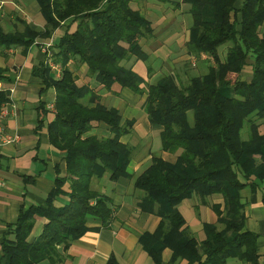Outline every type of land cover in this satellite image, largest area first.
I'll list each match as a JSON object with an SVG mask.
<instances>
[{
  "label": "trees",
  "instance_id": "obj_1",
  "mask_svg": "<svg viewBox=\"0 0 264 264\" xmlns=\"http://www.w3.org/2000/svg\"><path fill=\"white\" fill-rule=\"evenodd\" d=\"M36 1L43 27L33 30L19 21L20 28L4 32L0 25V54L19 49L25 55L36 38H49L62 23L70 24L52 54L60 77L44 63L31 70L45 88L54 89L47 137L63 152L65 171L55 172L42 204L21 206L7 225L3 264L62 263L69 245L88 229V218L103 226L111 219L110 199L92 188L93 180L132 179L133 148L120 140L132 122L120 124L119 112L101 104L96 90L78 86L70 60L84 64L85 75L106 91L114 92L115 86L144 93L143 110L158 132L160 149L175 153L173 162L152 156L132 180L142 194L140 211L159 217L153 232L138 236L154 264H162L164 249L170 251L167 264H226L231 258L259 264L258 235L246 229L242 191L258 195L264 211V0H242L240 6L237 0H181L191 16L186 52L212 62L204 73L188 75L186 83L175 71L151 64L141 42L153 37L154 27L137 0ZM227 42L222 56L218 48ZM131 57L145 64L149 82L121 65ZM5 71L0 68V79ZM7 101L8 92L0 90V108ZM99 123L108 126L110 136L89 134ZM193 195L216 214L215 223H202L198 240L187 232L178 209ZM215 197L222 203H212ZM37 218L44 223L37 239L30 240ZM105 264L118 262L110 255Z\"/></svg>",
  "mask_w": 264,
  "mask_h": 264
},
{
  "label": "crops",
  "instance_id": "obj_2",
  "mask_svg": "<svg viewBox=\"0 0 264 264\" xmlns=\"http://www.w3.org/2000/svg\"><path fill=\"white\" fill-rule=\"evenodd\" d=\"M241 2L237 0L236 5L240 6ZM138 5L154 27L153 37L141 42L142 48L150 56L151 64L156 65L155 68L164 66L168 71L182 63L192 66V56L185 49L191 26L189 6L181 0H144ZM19 21L25 22L33 30L43 27L44 20L37 1L0 0V25L3 31L20 28ZM67 24L62 23L49 38H36L25 55L19 49H6L0 54V68L6 69L2 75L7 80L0 79V90L8 92V101L0 108V264H3L1 242L7 225L14 223L21 206L42 204L53 186L55 172L58 170L63 174L65 171L63 152L51 146L47 137L46 127L54 116L47 105L54 103V89L45 88L31 70L39 63L47 65L49 55L53 59L54 46L70 25ZM205 59L195 58V65L201 64V73L205 72L206 64H212L211 60ZM121 65L130 68L145 82L150 81L142 61L131 57L123 60ZM67 66L74 72L78 86L87 84L96 90L101 104L119 112L120 124L132 122L130 131L120 137L122 142L133 148L128 166L132 179L110 181L104 176L100 180H93L91 186L110 199L111 219L103 226L98 219L88 218V229L69 245L65 260L59 264H105L110 255L118 264H154L140 245L138 236L143 232H153L159 217L140 211L138 203L142 194L133 189L132 180L152 156H157L155 153L168 162L175 160V153L160 149L158 132L151 128L143 110L144 93L137 94L126 87L117 89L115 86L112 87L114 92L106 91L99 86L95 77L85 75L84 64L77 65L70 60ZM164 67L162 70H165ZM89 134L101 138L110 136L104 123L92 127ZM6 137L16 139L8 142ZM23 177H29L30 181L24 182ZM242 195L245 198V226L248 231L258 235L256 246L262 254L259 264H264L263 207L258 195L250 196L247 190H243ZM212 203H222V200L215 197ZM178 209L185 220L187 232L197 240L202 237L203 222H216V214L209 203L200 204L194 195L183 199ZM43 223L42 219L35 220L30 240L37 239ZM169 256L170 251L164 249L162 264H167ZM226 264L252 263L231 258Z\"/></svg>",
  "mask_w": 264,
  "mask_h": 264
},
{
  "label": "rangeland",
  "instance_id": "obj_3",
  "mask_svg": "<svg viewBox=\"0 0 264 264\" xmlns=\"http://www.w3.org/2000/svg\"><path fill=\"white\" fill-rule=\"evenodd\" d=\"M144 0H137V5L139 4V3H141V2H143ZM65 22H67V21H65ZM64 22V23H65ZM262 29H264V26H262ZM230 45V43L229 42H227V43H224L223 45H221V46H219V48H218V53L220 54V55H225V52H226V49H227V47ZM153 63V62H152ZM182 63V62H181ZM201 64H197L196 63V65L193 67V66H188V67H184V64L182 63V64H179L178 66H176V68H174L173 69V71H175L177 74H178V76L179 77H181V82L182 83H186V80H187V77H188V75H190V74H202L201 72L203 71V69H199V66H200ZM164 67V66H163ZM197 67H198V69H197ZM164 69L165 70H167V68H165L164 67ZM201 71V72H200ZM243 77H247V74H244V76ZM54 110V109H53ZM246 135H247V132H246V125H244V127H243V129H242V131H241V136L243 137V138H246ZM132 139V138H131ZM135 139V138H134ZM133 140V139H132ZM158 140V139H157ZM159 141V140H158ZM155 155H157L158 156V154H156L155 153ZM66 185H64V187H65ZM93 188V187H92ZM94 189V188H93ZM137 192H139L140 193V191H137Z\"/></svg>",
  "mask_w": 264,
  "mask_h": 264
},
{
  "label": "built area",
  "instance_id": "obj_4",
  "mask_svg": "<svg viewBox=\"0 0 264 264\" xmlns=\"http://www.w3.org/2000/svg\"><path fill=\"white\" fill-rule=\"evenodd\" d=\"M201 58H205L204 55H201ZM47 66L49 67L50 71L52 72L54 78H59L60 74H61V67L58 63L54 62L53 59L50 57V55L47 57ZM191 65L194 66L195 65V57L192 56L191 58ZM47 108L49 110H52L54 112V103H50L47 105ZM16 139L15 137H13L12 139L9 137H6V140L8 142H12V140Z\"/></svg>",
  "mask_w": 264,
  "mask_h": 264
}]
</instances>
